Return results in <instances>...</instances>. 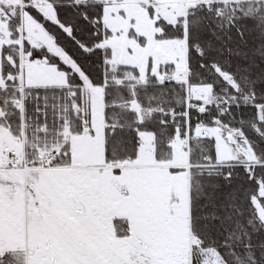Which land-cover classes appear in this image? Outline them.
I'll return each instance as SVG.
<instances>
[{
    "label": "snow or ice",
    "instance_id": "6c2138e0",
    "mask_svg": "<svg viewBox=\"0 0 264 264\" xmlns=\"http://www.w3.org/2000/svg\"><path fill=\"white\" fill-rule=\"evenodd\" d=\"M0 264H264V0H0Z\"/></svg>",
    "mask_w": 264,
    "mask_h": 264
}]
</instances>
